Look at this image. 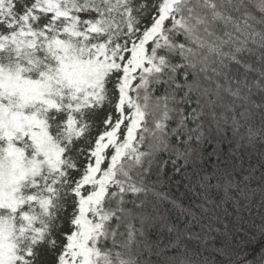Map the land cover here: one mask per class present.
Instances as JSON below:
<instances>
[{"label":"snow or ice","instance_id":"snow-or-ice-1","mask_svg":"<svg viewBox=\"0 0 264 264\" xmlns=\"http://www.w3.org/2000/svg\"><path fill=\"white\" fill-rule=\"evenodd\" d=\"M0 264H264V0H0Z\"/></svg>","mask_w":264,"mask_h":264}]
</instances>
